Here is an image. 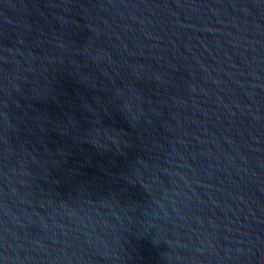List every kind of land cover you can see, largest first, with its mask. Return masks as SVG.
Masks as SVG:
<instances>
[{
	"label": "water",
	"instance_id": "95a60500",
	"mask_svg": "<svg viewBox=\"0 0 264 264\" xmlns=\"http://www.w3.org/2000/svg\"><path fill=\"white\" fill-rule=\"evenodd\" d=\"M0 264H264V0H0Z\"/></svg>",
	"mask_w": 264,
	"mask_h": 264
}]
</instances>
